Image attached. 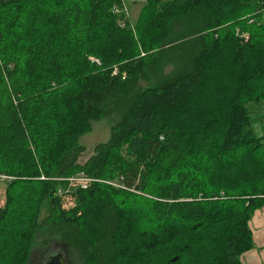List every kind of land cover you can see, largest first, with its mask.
Returning <instances> with one entry per match:
<instances>
[{
  "label": "trees",
  "instance_id": "trees-1",
  "mask_svg": "<svg viewBox=\"0 0 264 264\" xmlns=\"http://www.w3.org/2000/svg\"><path fill=\"white\" fill-rule=\"evenodd\" d=\"M121 5L0 0V264H27L39 234L78 264H242L252 248L264 0H145L135 22Z\"/></svg>",
  "mask_w": 264,
  "mask_h": 264
},
{
  "label": "rangeland",
  "instance_id": "rangeland-1",
  "mask_svg": "<svg viewBox=\"0 0 264 264\" xmlns=\"http://www.w3.org/2000/svg\"><path fill=\"white\" fill-rule=\"evenodd\" d=\"M133 1L134 0H132V2ZM144 1L145 0H135V2H133L129 11L131 22H135L140 9L135 5L138 4V2H141L142 4ZM247 109L252 122V129H256L257 131L262 130L264 132V101H261L258 104L251 103L247 106ZM109 129V122L107 120H101L98 123H94L92 131L90 133L80 138L79 143L85 148V152L80 157L79 162L83 163L91 156L93 148L96 144L107 141L110 133ZM257 131H255L254 133L258 136L259 134ZM262 153L264 154V143L262 144ZM108 183L118 185V182H116V180L108 181ZM4 189L5 184L0 181V206H2L5 201ZM72 206L73 203L67 201L63 204V208L65 209H69ZM47 213V209H44L41 212V218L46 217ZM43 241L44 238L42 234L36 236L27 264H45V260H47L46 256H48L46 252L50 250L53 252L57 251L62 253L66 260V264H78L77 259L74 258V253L58 239H51L50 241H48L47 245H44Z\"/></svg>",
  "mask_w": 264,
  "mask_h": 264
},
{
  "label": "crops",
  "instance_id": "crops-1",
  "mask_svg": "<svg viewBox=\"0 0 264 264\" xmlns=\"http://www.w3.org/2000/svg\"><path fill=\"white\" fill-rule=\"evenodd\" d=\"M142 4L138 2V4L134 5L141 8ZM254 130L257 131L256 129ZM254 130L253 132H255ZM257 132L259 134L258 137L264 138V132L262 130ZM263 143L264 139L262 141ZM248 228L251 232L252 248L241 256V262L242 264H264V206L254 211L249 220Z\"/></svg>",
  "mask_w": 264,
  "mask_h": 264
},
{
  "label": "built area",
  "instance_id": "built-area-1",
  "mask_svg": "<svg viewBox=\"0 0 264 264\" xmlns=\"http://www.w3.org/2000/svg\"><path fill=\"white\" fill-rule=\"evenodd\" d=\"M129 1L130 0H121V2H122L121 8L116 6L114 8V12L119 13V14L122 13V14H124L125 18H129L128 4H127ZM5 179H9V178H5L3 176H0V180H5ZM67 181L70 183L71 186H80L83 189H86L88 187V185H90L91 183L96 182V180L86 178L85 176H77V177L68 178ZM106 183H108V182H106ZM108 184L116 186V187H121L119 185H114L111 183H108Z\"/></svg>",
  "mask_w": 264,
  "mask_h": 264
},
{
  "label": "water",
  "instance_id": "water-1",
  "mask_svg": "<svg viewBox=\"0 0 264 264\" xmlns=\"http://www.w3.org/2000/svg\"><path fill=\"white\" fill-rule=\"evenodd\" d=\"M45 264H66V260L62 253H55L47 258Z\"/></svg>",
  "mask_w": 264,
  "mask_h": 264
},
{
  "label": "flooded vegetation",
  "instance_id": "flooded-vegetation-1",
  "mask_svg": "<svg viewBox=\"0 0 264 264\" xmlns=\"http://www.w3.org/2000/svg\"><path fill=\"white\" fill-rule=\"evenodd\" d=\"M55 253H59V252H57V251H56V252H53V251H51V250H50V251H47L46 254H47L48 256H46V258L50 257L51 255H53V254H55ZM45 261H46V260H45Z\"/></svg>",
  "mask_w": 264,
  "mask_h": 264
},
{
  "label": "bare ground",
  "instance_id": "bare-ground-1",
  "mask_svg": "<svg viewBox=\"0 0 264 264\" xmlns=\"http://www.w3.org/2000/svg\"><path fill=\"white\" fill-rule=\"evenodd\" d=\"M132 3V0H130L127 4H131ZM128 11H130V8H128ZM129 19H130V16H129ZM251 22H253V21H251Z\"/></svg>",
  "mask_w": 264,
  "mask_h": 264
}]
</instances>
